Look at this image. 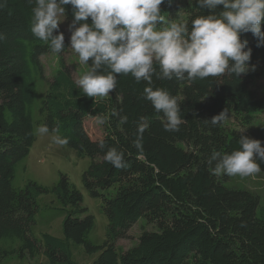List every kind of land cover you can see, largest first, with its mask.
Returning a JSON list of instances; mask_svg holds the SVG:
<instances>
[{
  "label": "trees",
  "instance_id": "1",
  "mask_svg": "<svg viewBox=\"0 0 264 264\" xmlns=\"http://www.w3.org/2000/svg\"><path fill=\"white\" fill-rule=\"evenodd\" d=\"M0 3V33L5 37L0 40V261L41 254L48 264H81L73 258V247L79 245L88 254L100 251L90 264H264L260 197L226 186L227 175L215 173V161H210L213 152L238 149L243 130L264 146V128L252 126V111L264 112V92L256 86L264 76V44L257 46L251 32L241 35L252 49L250 70L241 76L196 81L154 76L152 86L167 89L181 105L183 122L179 131L169 132L163 127V113L143 98L145 81L120 75L115 90L103 98L88 97L76 87L65 57L71 50L67 47L73 19L70 5L65 6L67 17L59 26L66 47L55 53L59 68L47 78L41 57L53 52L30 30L34 5L30 0ZM169 10L171 19L184 14L179 23L187 22L189 28L194 18L209 14L196 0L172 1ZM40 86L45 95L38 103ZM222 111L248 128L229 127L224 120L216 126L205 123ZM89 117L106 120L102 136L89 134L85 126ZM122 117H127L125 123ZM144 122L149 127L140 134ZM44 124L51 132L58 128L59 135L68 137V146L91 159L82 179L91 195L102 196L108 220L103 244L90 239L94 215L86 214L83 194L66 174L53 186L33 180L24 187L13 184L18 163L36 140L35 126ZM138 136L141 149L133 146ZM113 147L124 153L126 168L104 161ZM110 188H115L113 195L100 191ZM45 194H53L61 205L57 211L64 216L62 237L45 232L38 238L31 230ZM140 218L157 229L144 230L133 246L122 249L118 240L126 238Z\"/></svg>",
  "mask_w": 264,
  "mask_h": 264
},
{
  "label": "clouds",
  "instance_id": "2",
  "mask_svg": "<svg viewBox=\"0 0 264 264\" xmlns=\"http://www.w3.org/2000/svg\"><path fill=\"white\" fill-rule=\"evenodd\" d=\"M30 3L34 5L30 23L33 36L57 54L66 47L59 26L67 17L65 6H71L73 19L68 25L67 47L78 55L82 65L90 64V70L74 81L83 94L107 97L115 90L117 77L130 74L137 83L147 82L143 98L151 102L156 112L163 113V127L169 132L179 131L183 122L181 105L167 89L152 86L154 76L191 81L225 74L241 76L250 70L252 55L248 40L241 39V35L251 32L257 46L264 44V0H196L209 14L194 18L190 28L187 22H170L158 28L166 23L161 14L165 0H30ZM218 8L221 10L217 11ZM4 38L0 33V40ZM251 68L254 70L255 66ZM226 116L222 111L205 119V123L216 126ZM126 121L127 117L121 118V123ZM97 123L103 125L106 120L100 118ZM148 127L144 122L138 132L142 134ZM49 131L47 124L36 129L41 135ZM52 131L57 133L52 137L56 144L69 142L68 137L59 135L58 128ZM244 131L237 141L238 149L212 153L210 161H215V173L246 177L261 171L264 146L261 140L244 135ZM99 146L103 148L104 142ZM133 146L142 148L140 136ZM104 161L117 169L128 166L124 153L114 147L105 153Z\"/></svg>",
  "mask_w": 264,
  "mask_h": 264
},
{
  "label": "rangeland",
  "instance_id": "3",
  "mask_svg": "<svg viewBox=\"0 0 264 264\" xmlns=\"http://www.w3.org/2000/svg\"><path fill=\"white\" fill-rule=\"evenodd\" d=\"M172 1L178 0H165V3L161 5V14L165 17L166 23L159 24L158 28L165 27L170 22L179 23L184 19V14H180L175 19L170 18L169 8ZM65 57L72 68L75 79H78L86 71L90 70L88 65H82L79 62L78 55L72 49L69 53H66ZM41 60L45 66L47 78H51L59 68L58 55L48 53L43 55ZM256 86L264 92V76L258 79ZM44 95L45 91L43 92L40 86L37 95L38 103L41 102ZM252 114L254 115L252 126L264 128V112L253 110ZM38 116L39 113L37 112ZM97 120L96 117H89L85 121L86 129L93 138L100 137L103 134L101 124H98ZM224 121L229 127L241 130L248 128L243 127L233 114H227ZM38 127L39 125L35 126V132ZM56 134L51 131L44 135L36 132V140L28 156L17 165L13 184L16 187H24L29 180H33L45 186H53L60 180L62 174H66L71 182L82 192L83 200L81 205L87 208L86 214L90 213L94 215L95 227L90 234V239L97 244H103L106 238L108 220L103 210L102 196L91 195L84 186L82 179L83 173L88 169L91 159L89 157H81L75 149L67 144H56L52 139ZM224 183L228 187L246 189L258 195L260 197L258 215L259 218L264 217V173L260 171L246 177L227 175ZM100 191L113 195L115 188ZM39 205L40 209L36 215V222L31 227L33 234L38 238H41L45 232L62 237L64 216L58 214L57 208L61 205L57 198L53 194L42 195L39 199ZM156 229L153 223H148L145 219L140 218L130 227L127 237L118 240L117 245L122 249H127L137 242L138 237L144 230L154 231ZM99 254L100 251L88 254L85 252L83 246L76 245L73 247V258L81 264L92 263ZM0 264H48V261L45 256L40 254L34 259L14 256L0 261Z\"/></svg>",
  "mask_w": 264,
  "mask_h": 264
}]
</instances>
